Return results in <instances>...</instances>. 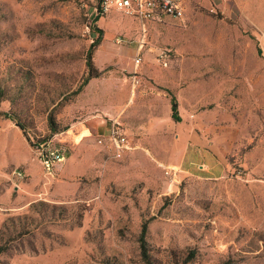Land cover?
Returning a JSON list of instances; mask_svg holds the SVG:
<instances>
[{
    "label": "rangeland",
    "instance_id": "obj_1",
    "mask_svg": "<svg viewBox=\"0 0 264 264\" xmlns=\"http://www.w3.org/2000/svg\"><path fill=\"white\" fill-rule=\"evenodd\" d=\"M191 1L184 19H166L172 28L163 40L214 61L207 64L217 71L208 76L209 92L222 85L230 126L211 163L156 157L155 136L148 140L140 124L131 125L133 135L127 131L142 150L137 156L114 159L97 141L112 121L127 130L125 119L143 114L131 102L134 90L145 84L161 92L143 69L165 66L161 54L168 51V68L180 71L179 51L161 46L156 58L137 66L135 55L109 50L118 37L126 44L140 24L119 12L98 17L100 0H0V110L15 115L35 144L64 147L60 163L86 169L63 181L60 166L55 175L60 163L46 172L38 147L29 141L30 148L16 120L0 114V188L19 183L11 180L16 169L24 177L14 176L30 178L29 156L42 166L47 198L0 214V264H264V0ZM101 33L93 53L100 74L84 83L88 50ZM220 36L229 42L199 43ZM82 125L91 128L88 137L72 141L66 133ZM199 164L207 165L202 177ZM166 168L177 170L173 184ZM75 180L77 191L60 196ZM146 221L148 263L139 242Z\"/></svg>",
    "mask_w": 264,
    "mask_h": 264
},
{
    "label": "crops",
    "instance_id": "obj_2",
    "mask_svg": "<svg viewBox=\"0 0 264 264\" xmlns=\"http://www.w3.org/2000/svg\"><path fill=\"white\" fill-rule=\"evenodd\" d=\"M188 1L192 4L191 0ZM181 2L185 14V0H181ZM184 17L181 19H184ZM168 18L172 17H166L160 22H148L145 32L142 31L141 25H138V29L135 30L132 28L130 30L131 33L128 34L130 40L126 44L124 38L118 37L121 39L120 42H117L116 38L115 43L111 47H108L111 51L123 52V57H126L125 54L129 53L131 57L128 58H132L134 55L136 58L140 55L142 61L144 57L147 60L156 58V53H160L159 48L164 45H170L181 53V56L175 60L176 63L181 64L180 71L168 68V66H160L157 63L153 64L155 65L154 72L146 71L145 68L143 69L146 74L155 79V88L159 86L158 88L161 89V92L156 93L154 87L150 88L145 84L138 87L136 92L134 90L135 96L133 94L134 97H131V102L138 104L136 105L137 111L143 112V114L139 118H135L134 121L126 118L125 121L128 124L126 131L133 135L134 131L131 125L140 124L145 129V135L148 140L152 139L151 136H155V151L154 149H150V152H155V156L158 158L170 160L175 156H179L186 161L205 158L208 163H211V156L221 151L216 143L224 140L226 136L229 137V134H226V130H228L227 126H230V114L226 111L224 99H222L224 91L221 85V87L209 92L208 76L217 73V71L212 73L207 70V64L214 62L213 60H210L206 56L204 57L203 54H197L195 52L197 50L181 47L179 45L180 43L176 41L163 40L164 31L171 30L172 28L168 22L164 23ZM137 23L139 22L137 21ZM126 27L124 25L120 30L125 31ZM206 33L207 31H205L204 35ZM214 42L225 45L229 40L225 36H220V39L218 38L213 42L205 39V41L199 43L214 45ZM129 44H133V46H127ZM190 51L194 53L189 54ZM184 52L189 53L185 55L186 53L184 54ZM172 95L175 96L178 102L179 114L181 116L180 121L175 120L172 116ZM211 95L216 96L217 99L212 100L211 98L214 96ZM109 127L110 125L103 127L98 132V136ZM219 128L222 133H219ZM90 131L91 128L87 125H82L76 131L65 133L69 135L68 137L72 141L81 142L82 139L88 137ZM22 135L26 140L25 142L31 148L32 145L23 132ZM132 138L134 142H131ZM131 139V148L125 153L123 159H126L130 153L134 156L142 153V150L135 143L134 136ZM100 146L104 149L102 145ZM24 161L27 162V171L31 176L28 179H20L14 176L15 174L11 171L10 175L13 177H11V180L18 181L19 183L14 184L13 188H10V185L0 188V214L24 211L37 201L47 199L43 195L45 189L41 186L42 166H39L29 156H25ZM65 162L60 163L55 172V175L58 174L57 170L60 166L59 176L61 177H59V180L61 181H63V178L73 180L76 175L86 170L83 167L80 169L77 165L68 168V164H65ZM201 165L202 167L207 166L206 164H199V169H202L200 177L203 176L202 174L207 173L205 168H201ZM130 167L129 164L126 165L128 175L131 172ZM92 171L94 172V169ZM135 171L142 172V170L138 169H135ZM4 181L5 178L0 177V184ZM75 183L76 187L74 189L66 190L60 196L64 198L68 194L76 192L79 187V182L76 181ZM172 187L173 185L170 188L168 187V190L173 189ZM60 196L58 198H62ZM56 200L62 201V199L57 198ZM1 219L2 216L0 215Z\"/></svg>",
    "mask_w": 264,
    "mask_h": 264
},
{
    "label": "built area",
    "instance_id": "obj_3",
    "mask_svg": "<svg viewBox=\"0 0 264 264\" xmlns=\"http://www.w3.org/2000/svg\"><path fill=\"white\" fill-rule=\"evenodd\" d=\"M97 16L105 15L111 12H119L137 20L145 32L148 22H160L166 17L181 19L184 14V7L181 0H100L95 8ZM117 38V42H120ZM262 54L264 55V46H262ZM168 51H163L161 58L165 66H168ZM142 58L138 55L135 58V63L139 66ZM34 145H36L40 155V161L43 164L46 172L52 173L56 165L66 158L64 147H53L51 142H39L35 144L34 137L31 135ZM36 140V139H35ZM98 144L102 145L106 152L117 160H122L125 153L131 148L129 135L124 125L118 121H112L110 127L97 138ZM14 174L20 178L24 177L21 170H14ZM165 175L173 184L177 178V170L175 168H166Z\"/></svg>",
    "mask_w": 264,
    "mask_h": 264
},
{
    "label": "trees",
    "instance_id": "obj_4",
    "mask_svg": "<svg viewBox=\"0 0 264 264\" xmlns=\"http://www.w3.org/2000/svg\"><path fill=\"white\" fill-rule=\"evenodd\" d=\"M98 17H100V16H98ZM97 29L99 30V32H102L101 28H97ZM101 40H102V33H101V36H99L97 38V40H95V42L93 44H91V46L88 50L87 62H86L87 68H88V77L84 80V83H88L90 78L98 76L100 74L99 69L94 64L93 53H94V49L96 48V46L98 44H100ZM84 83L82 84V86L79 87L78 91H81ZM5 99H7V98H1V101L5 100ZM0 114L5 115L6 117H8L10 119L16 120V124L20 127V129L22 130L24 135L27 137V139L31 143H33L30 133H28L24 124L21 123V121L17 120L15 115L13 116V115H11V112L2 111V110H0ZM172 116L177 121L181 120V116L179 114L178 102H177V99L175 98V96H173V95H172ZM50 129L52 132H55V133L59 131L57 124L52 120L50 121ZM33 205L31 207H33ZM147 233H148V222L146 221L142 224L141 232H140V236H139V242H140V246H141V254L143 256V259L148 263V262H150V256H149V252L147 250V241H146ZM3 249H4L3 247H0V254L3 252Z\"/></svg>",
    "mask_w": 264,
    "mask_h": 264
}]
</instances>
